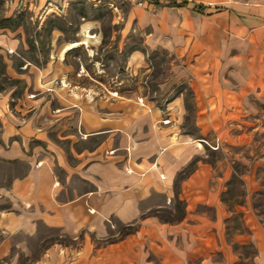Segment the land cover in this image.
<instances>
[{"label":"crops","instance_id":"obj_1","mask_svg":"<svg viewBox=\"0 0 264 264\" xmlns=\"http://www.w3.org/2000/svg\"><path fill=\"white\" fill-rule=\"evenodd\" d=\"M187 1L185 7H165L174 11L185 34L196 20L209 24V44L199 42L203 50L191 66L196 127L216 130V115L264 111V0ZM216 33L223 40H213ZM186 49L185 54L194 53V40ZM43 76L51 81L60 75L50 69ZM58 92L38 90L30 100H14L0 91V163L25 165L0 185V199L6 200H0V264H19L17 252L31 255L27 242L39 239L41 226L82 239L78 247L51 243L30 264H151L150 254L157 264H233L224 237L232 211L221 199L223 188L212 183V165L196 161L175 187L206 140L159 125L160 112L151 106L113 101L94 110L86 103H67ZM67 125L83 139L97 135V145L66 155L50 134L77 140L76 133L57 131ZM173 198L184 203L179 220L160 221L148 213ZM110 219L137 227L93 246L90 236L102 237ZM244 222L262 258L257 264H264V226L253 214ZM216 255L222 259H212Z\"/></svg>","mask_w":264,"mask_h":264},{"label":"rangeland","instance_id":"obj_2","mask_svg":"<svg viewBox=\"0 0 264 264\" xmlns=\"http://www.w3.org/2000/svg\"><path fill=\"white\" fill-rule=\"evenodd\" d=\"M153 1L0 0V20L5 24L0 27V91H8L14 100H30L38 90L56 88L67 103H86L94 110L113 101L122 106H151L160 112L159 125H173L183 137L206 140H197L203 143L200 153L182 170V176L196 161L212 165V183L223 188L221 199L232 211L224 223L232 263L257 264V251L244 219L253 214L264 226V111L251 108L248 113L219 114L216 130L200 132L195 125L191 66L195 53L203 50L199 42L209 44V24L196 20L185 34L173 19L174 11ZM81 40L84 43L61 55L68 43ZM193 40L194 53L185 54ZM213 40L220 42L223 36L216 33ZM50 69L59 78L44 80ZM39 71L43 73L40 76ZM41 95L48 100V93ZM57 131L77 135L78 139L70 142L58 140L55 132L50 134L66 155L70 150L91 149L99 140L97 135L83 139L73 125L66 129L60 126ZM24 170L22 163H0V185ZM178 183L177 177L175 187ZM148 213L160 221L173 222L183 216L184 203L173 198L165 207ZM124 230L121 223L110 219L102 237L90 236L92 245L113 242ZM81 239L82 235L73 240L41 226L39 239L27 242L31 255L17 252L15 259L19 264H30L51 243L78 247ZM147 259L158 263L153 254ZM212 259L222 258L216 255Z\"/></svg>","mask_w":264,"mask_h":264},{"label":"trees","instance_id":"obj_3","mask_svg":"<svg viewBox=\"0 0 264 264\" xmlns=\"http://www.w3.org/2000/svg\"><path fill=\"white\" fill-rule=\"evenodd\" d=\"M158 0H154L153 3L156 4V5H161V6H168V7H185L187 6L188 4V1L187 0H168L166 1L164 4H160L159 2H157ZM198 9L201 10L202 9V6L199 5L198 6ZM4 22L3 20H0V27H4ZM183 171H181L179 174H178V178L181 179L183 176ZM121 225L123 226V228L125 229L124 230V233L123 235L120 236L123 237L124 235L126 234H129V233H132L134 232L135 230V227H134V224H122Z\"/></svg>","mask_w":264,"mask_h":264},{"label":"bare ground","instance_id":"obj_4","mask_svg":"<svg viewBox=\"0 0 264 264\" xmlns=\"http://www.w3.org/2000/svg\"><path fill=\"white\" fill-rule=\"evenodd\" d=\"M79 43H84V40H81V41H72V42L68 43V44L62 49L61 55H63L64 52H66L67 50L71 49L72 47L77 46Z\"/></svg>","mask_w":264,"mask_h":264}]
</instances>
